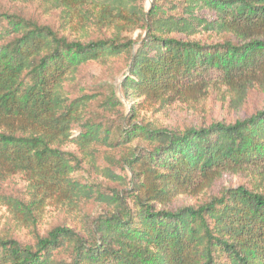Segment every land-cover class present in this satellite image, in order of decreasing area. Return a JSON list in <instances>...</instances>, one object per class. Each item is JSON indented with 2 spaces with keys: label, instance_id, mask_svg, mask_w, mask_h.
I'll list each match as a JSON object with an SVG mask.
<instances>
[{
  "label": "trees",
  "instance_id": "16d2710c",
  "mask_svg": "<svg viewBox=\"0 0 264 264\" xmlns=\"http://www.w3.org/2000/svg\"><path fill=\"white\" fill-rule=\"evenodd\" d=\"M47 2L58 23L0 9V203L32 239L0 232V264H264V107L182 127L141 114L264 91V0ZM76 13L99 34H67ZM114 58L117 86L77 81ZM226 174L244 181L215 189ZM49 206L76 224L40 234Z\"/></svg>",
  "mask_w": 264,
  "mask_h": 264
},
{
  "label": "rangeland",
  "instance_id": "374dc122",
  "mask_svg": "<svg viewBox=\"0 0 264 264\" xmlns=\"http://www.w3.org/2000/svg\"><path fill=\"white\" fill-rule=\"evenodd\" d=\"M154 0H137L138 4L144 9L148 10L153 4ZM0 9H7L9 11H18L26 16L58 23V16L60 10L50 5L47 0H0ZM70 26H67V34L70 36L86 38L87 34L95 36L99 34L98 28L90 22H86L83 15L76 13L75 19L71 21ZM143 30L137 29L133 32L126 33V35L136 38L138 35H142ZM124 69V60L122 58H114L105 63H90L83 70V74L77 78L85 87H101L102 84L111 83L115 86L118 85L121 75ZM248 92V96L244 104L240 108H232L227 100L221 99V95L212 92L208 97L198 104H189L182 102H175L167 107H156L154 110L141 112L142 115L153 122L168 127H182L189 124H198L201 121L211 120H224L226 122L233 121L238 117H244L253 111L264 107V91L260 90L258 86ZM128 107V104H127ZM71 149V147H67ZM117 173L124 174L121 170H117ZM244 179L238 174H226L215 184L216 186H235ZM24 185V182L17 177L11 178L6 182L4 186L9 190H19ZM103 185L107 188L112 186L104 181ZM215 191V190H214ZM211 191V192H214ZM207 193H209L207 191ZM207 193H204L200 197H192L188 195H180L173 200V206L195 204L203 198ZM102 208L99 204H95L89 208L90 214L94 215ZM75 225L71 217L67 216L62 210L55 206H49L43 212L41 219L37 225V231L43 234L47 229L55 224ZM12 231L13 235L23 242H31V236L29 230L24 226H18L11 223V215L8 207L0 203V232Z\"/></svg>",
  "mask_w": 264,
  "mask_h": 264
}]
</instances>
